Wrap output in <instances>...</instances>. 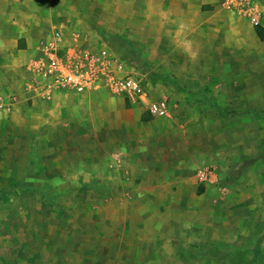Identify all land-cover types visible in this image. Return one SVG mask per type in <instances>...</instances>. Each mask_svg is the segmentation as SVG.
<instances>
[{"label":"rangeland","instance_id":"1","mask_svg":"<svg viewBox=\"0 0 264 264\" xmlns=\"http://www.w3.org/2000/svg\"><path fill=\"white\" fill-rule=\"evenodd\" d=\"M80 6L74 44L169 114L103 88L0 111V264H264V0Z\"/></svg>","mask_w":264,"mask_h":264},{"label":"crops","instance_id":"2","mask_svg":"<svg viewBox=\"0 0 264 264\" xmlns=\"http://www.w3.org/2000/svg\"><path fill=\"white\" fill-rule=\"evenodd\" d=\"M81 1L0 0V111H11L15 105L23 103L26 96L49 102L74 95L57 91L48 98L39 94L38 89L30 86L33 84V79H31L29 65L38 55V46L50 39L54 30L62 33L64 47L71 45V42L80 44V42L89 41L90 35L78 32V19H73L74 16L86 13L80 6ZM183 6L186 5L180 8L185 13L187 9ZM261 10H263L262 20L257 26H261L264 32V8ZM64 22L68 24H63ZM254 31L256 33V26ZM16 73H19L21 77L15 79ZM98 89L91 88L82 97H92ZM13 98L15 101L9 103ZM66 109L63 106L60 108L65 112ZM261 254V250L255 248L248 264H258Z\"/></svg>","mask_w":264,"mask_h":264},{"label":"built area","instance_id":"3","mask_svg":"<svg viewBox=\"0 0 264 264\" xmlns=\"http://www.w3.org/2000/svg\"><path fill=\"white\" fill-rule=\"evenodd\" d=\"M233 1V0H231ZM257 24L259 13L251 12ZM64 37L54 30L50 39L38 46V55L29 65L33 84L39 94L50 97L53 92L83 95L91 88H103L110 95L121 97L130 104H138L153 116H167L169 102L163 98L152 99L135 76L120 75L111 68L109 58L105 53L78 47H64ZM14 98L9 101L13 103Z\"/></svg>","mask_w":264,"mask_h":264},{"label":"trees","instance_id":"4","mask_svg":"<svg viewBox=\"0 0 264 264\" xmlns=\"http://www.w3.org/2000/svg\"><path fill=\"white\" fill-rule=\"evenodd\" d=\"M256 33L257 35L259 36L260 39H264V32H263V29L261 26H256ZM169 82H171L172 84L178 86V79L177 78H174V77H171ZM220 113L222 115H225L226 112H222V110H220ZM253 115H256V117H261L264 119V114H253ZM262 144L264 145V140L262 141Z\"/></svg>","mask_w":264,"mask_h":264}]
</instances>
